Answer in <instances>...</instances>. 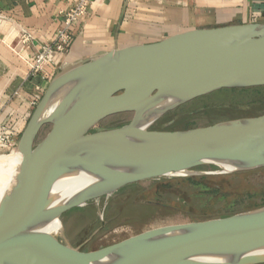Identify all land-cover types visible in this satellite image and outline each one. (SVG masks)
Returning <instances> with one entry per match:
<instances>
[{
  "label": "water",
  "instance_id": "95a60500",
  "mask_svg": "<svg viewBox=\"0 0 264 264\" xmlns=\"http://www.w3.org/2000/svg\"><path fill=\"white\" fill-rule=\"evenodd\" d=\"M260 87V23L191 30L61 71L20 136L19 169L0 197V264H263L257 259L264 254V207L154 229L92 252L65 243L61 221L67 212L135 184L223 169L222 162L236 167L231 172L264 169V115L187 131L152 130L196 99ZM55 99L59 103L48 113ZM122 114L132 120L93 132ZM46 126L51 130L38 142ZM77 178L84 182L70 199L52 208L55 187Z\"/></svg>",
  "mask_w": 264,
  "mask_h": 264
},
{
  "label": "rangeland",
  "instance_id": "374dc122",
  "mask_svg": "<svg viewBox=\"0 0 264 264\" xmlns=\"http://www.w3.org/2000/svg\"><path fill=\"white\" fill-rule=\"evenodd\" d=\"M43 95L40 92L34 99L36 105L32 106L31 116ZM261 115H264V87L226 89L167 114L153 125L152 130L187 131ZM132 117V114L110 117L93 132L115 129L130 122ZM50 130L51 126L44 127L38 142ZM11 149L13 147H0V156L13 163ZM194 172L188 177L128 186L67 212L61 218L64 242L92 252L154 229L222 219L264 207V171L226 173L218 166H211ZM204 177L207 179L203 180Z\"/></svg>",
  "mask_w": 264,
  "mask_h": 264
},
{
  "label": "crops",
  "instance_id": "0c3cea01",
  "mask_svg": "<svg viewBox=\"0 0 264 264\" xmlns=\"http://www.w3.org/2000/svg\"><path fill=\"white\" fill-rule=\"evenodd\" d=\"M73 5L74 0H0V124L17 134L11 154L31 116L32 101L64 69L191 30L264 24V0H96L88 16L72 27L73 41L58 70L49 80L30 76L9 47L13 26L27 28L38 46L53 43L63 14Z\"/></svg>",
  "mask_w": 264,
  "mask_h": 264
},
{
  "label": "built area",
  "instance_id": "2783aa9c",
  "mask_svg": "<svg viewBox=\"0 0 264 264\" xmlns=\"http://www.w3.org/2000/svg\"><path fill=\"white\" fill-rule=\"evenodd\" d=\"M94 1L96 0H74L73 7L63 14V27L58 31L53 43L38 46L27 28L13 26L15 35L9 47L28 66L30 76H41L49 80V76L58 70L62 57L73 41L72 27L88 16ZM34 102L31 103L32 106L36 105ZM16 136L8 124H0V147L6 149L15 147Z\"/></svg>",
  "mask_w": 264,
  "mask_h": 264
},
{
  "label": "bare ground",
  "instance_id": "6f19581e",
  "mask_svg": "<svg viewBox=\"0 0 264 264\" xmlns=\"http://www.w3.org/2000/svg\"><path fill=\"white\" fill-rule=\"evenodd\" d=\"M58 103L59 100H53L48 108V113H50ZM13 160L14 161L12 163L9 158L0 156V197L5 195L9 191L12 184L14 183L15 176L18 172L20 156L17 155L16 152L13 154ZM221 166L227 172L236 171V167L230 163L222 162ZM10 172L12 173L11 176L8 175L10 174ZM9 178L12 179L11 182L9 181ZM83 182V179L77 178L76 180H70L69 182H63L62 184H58L52 194L53 200L51 203V207L55 208L66 203L74 194L73 191H75ZM55 228L59 232L62 231V227L59 222L56 223ZM261 261H264V254H261V256H259V258L257 259V262Z\"/></svg>",
  "mask_w": 264,
  "mask_h": 264
},
{
  "label": "trees",
  "instance_id": "16d2710c",
  "mask_svg": "<svg viewBox=\"0 0 264 264\" xmlns=\"http://www.w3.org/2000/svg\"><path fill=\"white\" fill-rule=\"evenodd\" d=\"M129 123V121L128 122H126V123H123V124H120V125H118V126H116V128H119V127H122V126H124V125H126V124H128ZM171 131H175L174 129H171ZM262 171H264V169H259V170H256V172H262ZM203 180H205V179H207V178H202ZM196 179H188L187 181H195ZM264 206V205H263ZM262 207V206H261Z\"/></svg>",
  "mask_w": 264,
  "mask_h": 264
}]
</instances>
